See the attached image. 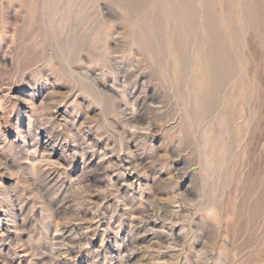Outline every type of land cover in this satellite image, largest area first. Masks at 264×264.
Returning a JSON list of instances; mask_svg holds the SVG:
<instances>
[{"label":"rangeland","instance_id":"1","mask_svg":"<svg viewBox=\"0 0 264 264\" xmlns=\"http://www.w3.org/2000/svg\"><path fill=\"white\" fill-rule=\"evenodd\" d=\"M0 231V264H264V0H0Z\"/></svg>","mask_w":264,"mask_h":264},{"label":"bare ground","instance_id":"2","mask_svg":"<svg viewBox=\"0 0 264 264\" xmlns=\"http://www.w3.org/2000/svg\"><path fill=\"white\" fill-rule=\"evenodd\" d=\"M96 143V142H95ZM88 145V144H87ZM50 153V152H49ZM85 153V152H84ZM127 161V160H126ZM134 177V176H133ZM136 179V178H135ZM130 184V183H129ZM131 184H133V183H131ZM96 215V214H95ZM135 218H136V216H134ZM146 219H147V217H146ZM159 219V218H158ZM149 220H151V219H149ZM148 220V221H149ZM141 221H142V219H141ZM64 222V221H63ZM145 222V221H144ZM62 223V222H61ZM71 223V222H70ZM139 223V222H138ZM143 223V222H142ZM162 223V222H161ZM70 225H68L67 223H63V224H61L60 226H59V229H58V231H59V233H57L56 235L59 237V238H61V237H63V235H65L66 234V232L69 230V228H71V227H69ZM73 227V226H72ZM86 228V227H85ZM72 229V228H71ZM7 230V229H6ZM73 230V229H72ZM1 232V231H0ZM3 232V231H2ZM8 233V232H7ZM116 234V233H115ZM56 236V237H57ZM71 236V235H70ZM11 238V237H10ZM15 238V237H14ZM69 238V237H68ZM8 239V238H7ZM66 239V238H65ZM3 240V239H2ZM11 240V239H10ZM14 240V239H13ZM82 240V239H81ZM5 243V242H4ZM72 251V250H71ZM54 253V252H53ZM66 262V261H65ZM64 263V262H63ZM64 264H69V262H66V263H64Z\"/></svg>","mask_w":264,"mask_h":264}]
</instances>
